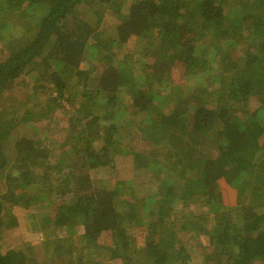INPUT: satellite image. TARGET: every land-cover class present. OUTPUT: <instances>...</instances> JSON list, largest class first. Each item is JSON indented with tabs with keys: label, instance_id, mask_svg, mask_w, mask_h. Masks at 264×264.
<instances>
[{
	"label": "trees",
	"instance_id": "16d2710c",
	"mask_svg": "<svg viewBox=\"0 0 264 264\" xmlns=\"http://www.w3.org/2000/svg\"><path fill=\"white\" fill-rule=\"evenodd\" d=\"M84 5L113 7L110 29L101 13L88 21ZM130 42L155 58L144 77L128 64L142 58ZM174 67L207 77L168 85ZM26 76L50 94L18 122L48 120L62 101L79 107L59 122V142L40 128L11 151L0 145V264H39L32 249L2 248L17 224L12 208L39 200L49 208L40 264L62 255L68 264H264V0H0V103ZM6 121L0 137L15 126ZM131 132L139 141L123 150ZM207 142L213 155L201 151ZM121 149L135 169L155 172L150 202L91 176ZM133 227L144 244H134ZM179 232L196 246L186 249Z\"/></svg>",
	"mask_w": 264,
	"mask_h": 264
},
{
	"label": "rangeland",
	"instance_id": "374dc122",
	"mask_svg": "<svg viewBox=\"0 0 264 264\" xmlns=\"http://www.w3.org/2000/svg\"><path fill=\"white\" fill-rule=\"evenodd\" d=\"M126 3L125 8H123V11L126 9ZM83 6V5H82ZM88 7V8H87ZM81 10V9H80ZM85 10V18L88 19V21L92 22L93 25L95 24L94 19L95 17H99V14L101 13V18L99 17V25L102 28H108L110 26V23L115 21L114 14L115 9H106L101 8L98 9V5L94 6H87L84 5L82 8V11ZM96 25V24H95ZM98 25V27H100ZM97 27V26H96ZM101 29V28H99ZM131 40H134V38H131ZM125 46L129 47L127 51L133 54L137 52L139 55H141V60L132 62V60H129V65H134V74L136 77H141L145 75V73H148L145 71V67L148 64L154 63L155 58L152 57V55L149 54V51L145 50V43H134L130 42V44H126ZM126 51V53H127ZM130 54V55H132ZM144 54V55H142ZM123 54H121L122 56ZM120 56V55H119ZM215 59V58H212ZM136 60V58L134 59ZM182 70L178 69L177 67H174L171 69L170 72V78L168 85H177L183 87H188L190 85L195 84V82L203 81V75L205 78L207 75L202 73V71L197 72L196 75H185L181 73ZM34 77V72L32 73ZM201 77V78H200ZM36 77H34L35 79ZM34 80L26 77H21L13 84V89L8 93L4 94L6 97L1 100L0 103V109L2 108V111H0V124L5 125V121L8 125L14 126L8 129V135L5 137H0V145L2 150L8 151L13 150V147L11 148V142L14 138L19 137L20 135L24 133H33L34 131L41 132L40 128H49V143L53 142H59L61 141V138L63 136V133L60 132V126L62 125L59 122H63L65 118V114L67 117L72 113V115H76V109L79 107L78 103L79 100L77 98L76 104L74 106H70L69 103L62 101V105L64 107L52 115V117L48 120H40L33 121L31 125L29 126L28 121L25 122H18V114H20L25 109H33L37 110L40 106V104L43 102V99L50 94L48 91L41 92V82L34 84ZM163 87V86H161ZM31 92L35 93L36 96L29 97L28 95H32ZM127 99V98H126ZM124 99V102L126 101ZM256 103H252L250 106L254 107ZM4 105V107H3ZM163 105V106H162ZM161 106L164 108L167 106V104L161 103ZM118 122L120 121V117L115 116L114 117ZM65 121V120H64ZM139 121L137 119L134 123L136 124ZM133 123V124H134ZM66 124V123H65ZM131 124V123H130ZM27 131V132H26ZM52 132V133H50ZM133 132V131H132ZM131 133H125L121 134L122 136V144L121 148L123 150H128L127 148H132L135 146L139 138L137 136V133L133 136ZM54 133V134H53ZM34 134V133H33ZM120 135V134H119ZM10 137V138H9ZM13 137V138H12ZM96 143H100L98 140ZM201 149L202 152H204L205 155L210 156L214 154V150L212 149L211 142L205 143ZM121 149L120 152H114L112 153L113 156V165L110 167V165L100 167L95 172H90L91 176L94 178H97L98 180H101L104 184H106L108 187H113L116 185L123 184L127 188L125 189V193L121 194V198L126 197V191H132V195H134L137 198H144L147 201L150 202L151 196L154 192L158 190V184L155 178V172L151 169V167H145L144 170L142 169H135L134 161H133V155L130 153L123 152ZM126 153V154H125ZM15 163H19L18 161H15ZM10 167H13V163H10L6 166L5 170L2 172L5 173V171H11L9 170ZM39 171V169H37ZM12 173H17V171H12ZM157 175V174H156ZM91 177V178H92ZM7 185V183H6ZM128 189V190H127ZM141 200V199H140ZM46 202V201H44ZM44 203L42 200H39L38 206H31L30 208H19V207H13L12 208V214L17 218V224L16 226L10 227L8 229H5L4 232V238L2 241V248H5V246H13L16 248H20L23 251L33 250L36 259L39 261L41 260H47L48 256H46L43 253V241L45 240V234L40 229V221L44 215H47L46 213H49V208H42ZM143 205L142 202L139 203V207L141 208ZM192 211L194 213H200L201 207L198 205H191L190 206ZM200 208V209H199ZM51 229V227H50ZM142 227H133L129 229V234L133 238V242L136 246L144 244ZM7 233V235H5ZM180 233V232H179ZM58 237L65 234V231H56ZM52 235V234H50ZM180 237L185 238L184 245L186 249H189V247H195L196 243L194 241H189L186 239V235L184 233L179 234ZM53 238V236H51ZM204 242H206V238L203 236ZM99 244H106L108 243V237L105 233L101 234L98 237ZM132 242V243H133ZM107 245V244H106ZM75 248L78 247V244L74 245ZM48 261V260H47ZM50 261V260H49ZM51 263L53 264H68V259L66 255H62L57 259H54ZM47 264H50L49 262ZM113 264H121L119 260H115Z\"/></svg>",
	"mask_w": 264,
	"mask_h": 264
}]
</instances>
